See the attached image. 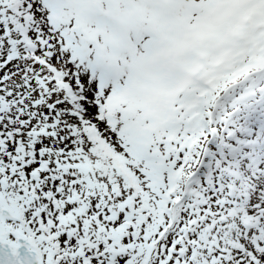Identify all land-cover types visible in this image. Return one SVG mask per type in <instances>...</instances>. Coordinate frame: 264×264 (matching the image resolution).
Returning <instances> with one entry per match:
<instances>
[{"label": "snow or ice", "instance_id": "snow-or-ice-1", "mask_svg": "<svg viewBox=\"0 0 264 264\" xmlns=\"http://www.w3.org/2000/svg\"><path fill=\"white\" fill-rule=\"evenodd\" d=\"M0 264H264V0H0Z\"/></svg>", "mask_w": 264, "mask_h": 264}]
</instances>
